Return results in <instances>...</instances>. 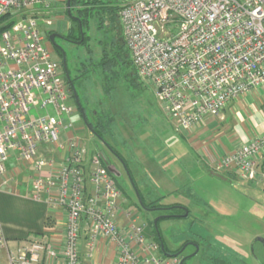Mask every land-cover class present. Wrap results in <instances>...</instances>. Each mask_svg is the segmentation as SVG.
<instances>
[{
  "label": "built area",
  "instance_id": "built-area-1",
  "mask_svg": "<svg viewBox=\"0 0 264 264\" xmlns=\"http://www.w3.org/2000/svg\"><path fill=\"white\" fill-rule=\"evenodd\" d=\"M118 3L137 76L154 87L179 131L220 116L233 101L264 85V0ZM49 7L47 0H0V20L9 18L0 25V184L8 187L13 181V161L30 167L33 199L66 213L65 245L60 251L36 241L8 250V264H80L85 221L92 243L101 236L117 246V264H180L178 258L159 255L160 246L145 238L132 209L122 207V193L102 156L93 155L87 170L82 140L66 135L73 129L70 91L39 25L53 27L44 13ZM33 111L41 114L32 117ZM60 149L66 155L57 162L51 154ZM261 161L264 133L223 157L216 170L234 168L241 179L264 185ZM122 216L128 220L126 231ZM4 249L0 222V253Z\"/></svg>",
  "mask_w": 264,
  "mask_h": 264
},
{
  "label": "rangeland",
  "instance_id": "rangeland-1",
  "mask_svg": "<svg viewBox=\"0 0 264 264\" xmlns=\"http://www.w3.org/2000/svg\"><path fill=\"white\" fill-rule=\"evenodd\" d=\"M54 1L53 27L47 28L44 21H39L43 35L50 31L68 34L71 27L78 35L75 24L65 14L66 0ZM90 25L91 30L85 31L89 38L86 45H64L82 107L80 110L74 101L69 103L76 117L74 131L87 151L86 166L89 167L93 155H103L108 168L114 170L110 173L126 200V206L151 231L152 223L162 216L163 211L143 210L141 198L145 204L162 206L178 202L189 211L186 218L158 222L160 245L170 251L166 254H176L185 242L192 240L198 243L199 250L195 252L188 247L185 253L196 254L185 264H264V242L257 241L258 238L264 240V186L201 165L194 178L186 173L179 177L180 167L175 164L172 140L180 136V131L162 110L154 87L138 78L130 62L119 61L111 71L102 70L98 65L101 51L105 46L109 47L110 37L117 32L110 30L109 21L101 31L97 29L96 20ZM120 35L122 31L119 30L118 41ZM89 49L93 52L89 53ZM39 113L33 111L32 117ZM83 114L87 122L95 125L100 121L110 131L102 133L103 138H99L89 129ZM145 158L153 160L154 171L147 167ZM184 166L189 170L194 168ZM164 173H176L175 180L187 181L189 185L180 186L172 181V185L163 186L161 182L164 180L160 176ZM194 174L192 171L191 176ZM149 238L154 240L153 232Z\"/></svg>",
  "mask_w": 264,
  "mask_h": 264
},
{
  "label": "crops",
  "instance_id": "crops-1",
  "mask_svg": "<svg viewBox=\"0 0 264 264\" xmlns=\"http://www.w3.org/2000/svg\"><path fill=\"white\" fill-rule=\"evenodd\" d=\"M47 1L50 7L44 9V13H46L45 17L51 19L53 13H55V1ZM232 103L234 105L230 106L229 110H225L220 116L207 119L189 132L181 133L180 131V136L174 137L172 140V147L175 148L173 156L175 164L180 167L177 172L179 177L186 173L189 177L194 178L197 175L199 165L216 170L219 161L223 157L233 153L250 140L264 133V85L252 89L249 93ZM71 121L74 123L76 117L72 116ZM175 128L179 131L176 126ZM66 135L76 136L74 127ZM65 138L63 137V139ZM65 155L66 152L62 149L51 154L57 162H60ZM152 161V159H144V162L148 164L147 167L154 171ZM260 163L262 165L259 170H262L264 161ZM184 165L194 166V168L193 170L185 169ZM13 167L14 170H10L13 176L10 186L2 187L0 184V222L7 239V249L0 253L1 264H8V250L16 251L27 247L33 242L42 241L53 245L61 251L64 248L66 238V213L55 212L47 204L35 201L32 196L33 170L28 166L18 165L14 161ZM86 169H90V164L89 167L86 166ZM192 171L196 173L194 176H191ZM48 172L49 170H47ZM225 173L238 176L234 168L225 171ZM161 175L163 176H160V178L164 180L161 182L163 186L172 185V181H176L180 186L187 187L189 185L187 181L178 182V180H175L178 177L175 178L176 173L171 174L174 177L166 173ZM87 177L89 178V174ZM87 186L90 188L89 181ZM120 203L123 208H129L126 206V200L123 196L120 198ZM173 203L176 206L181 205L178 202ZM133 213L135 214L137 225L143 226L145 238L154 241L153 238H149L152 235L151 228L139 221V216L134 211ZM139 215L141 214L139 213ZM127 223L128 220L122 216L120 218L122 231L127 230ZM42 257L43 260L47 261L45 255H42ZM117 261V246L101 236L92 243L88 225L86 221L83 222L80 242V264H117Z\"/></svg>",
  "mask_w": 264,
  "mask_h": 264
},
{
  "label": "trees",
  "instance_id": "trees-1",
  "mask_svg": "<svg viewBox=\"0 0 264 264\" xmlns=\"http://www.w3.org/2000/svg\"><path fill=\"white\" fill-rule=\"evenodd\" d=\"M68 0H66V7H65V14L69 17V19L72 21V24H75L76 31L78 32V35L74 34V31L72 27L70 28L67 36L71 39H76L77 41L81 40V30H80V24L83 30V36L84 40L80 45H86L89 41V38L85 35V31L91 30V21L96 20L98 23L97 29L99 31L103 30L106 27V21H109L110 30H115L117 33L114 35V37H110L111 40L108 44L109 47L105 46L104 49L101 51L100 60H99V66L102 68L103 71H111L112 68L117 64V62L126 63L127 61L132 64L129 56L128 49L126 47L123 34L120 35L119 41L117 40L119 30L120 29V22L118 18V11H119V3L117 2H110V1H104V0H70V4L68 6ZM116 4V5H115ZM68 11L70 12L68 14ZM75 18V19H73ZM9 18H3L0 20V25L4 24V21H8ZM10 26V23H7V25L3 28V30L8 29ZM109 30V31H110ZM2 30H0L1 32ZM108 31V32H109ZM110 34V33H109ZM107 47V48H106ZM93 51L89 49V53H92ZM82 108V107H81ZM81 110V109H80ZM90 125L91 130L94 131L95 135L99 138H103V134L106 131H110V128L104 127V125L99 121L98 123L91 124ZM103 133V134H102ZM104 162V161H103ZM105 165V163H103ZM106 166V165H105ZM108 167V166H106ZM139 196L141 198L140 191ZM142 200V209L147 211H167L169 213H183L177 206L170 205V206H162L155 203L151 204H145L143 199ZM175 211V212H171ZM175 218V217H171ZM152 232L154 236V241L160 246V253L162 256L166 258V253L170 252L165 247V251L162 253L161 251V245H160V238L158 237V234L156 232V229L153 227L152 223ZM176 253V252H175Z\"/></svg>",
  "mask_w": 264,
  "mask_h": 264
},
{
  "label": "flooded vegetation",
  "instance_id": "flooded-vegetation-1",
  "mask_svg": "<svg viewBox=\"0 0 264 264\" xmlns=\"http://www.w3.org/2000/svg\"><path fill=\"white\" fill-rule=\"evenodd\" d=\"M83 40H84V38H83ZM78 42L79 41H77L76 39L69 38L67 36V34H61V33H58L56 31H50V32L46 33V35H45V43H46L47 47L49 48V50L51 51L53 57L57 61H59L60 65H61V68L63 70V73L65 75L68 87H69L70 96H71L70 99H71V101H74V103L76 105H78V104H77L75 98L77 97L79 102H80V98H79L78 92L76 90L75 78L74 79L71 78V73H70V70H69L68 60H67V52L65 51V46L64 45L66 43L67 44H71V45H78L77 44ZM65 65L67 67V71H68V74H69V77H70V81L67 79V76H66V73H65ZM177 207L183 213H179L178 214V213H169L170 211L169 212L165 211V212H162V216L163 215H170V216H181V215H183L184 211L181 209V206H177ZM159 212H161V210H159ZM196 245H198V243L195 242V241H192V240L191 241L188 240L187 242H185L183 244V246L176 251V253H178L179 251L182 250V253H181V255H180V257L178 259L181 260L184 257H188L190 255L196 254V253H192V254L185 253V251H186V249L188 247L193 248V250H195V252H196V250H197Z\"/></svg>",
  "mask_w": 264,
  "mask_h": 264
},
{
  "label": "water",
  "instance_id": "water-1",
  "mask_svg": "<svg viewBox=\"0 0 264 264\" xmlns=\"http://www.w3.org/2000/svg\"><path fill=\"white\" fill-rule=\"evenodd\" d=\"M67 4H68V6H69V4H70V0H68V3H67ZM69 13H70V12L68 11V14H69ZM73 19H75V18H73ZM80 30H81V41H79V42L77 43L78 45H80V44L82 43L83 38H84V36H83V30H82L81 24H80ZM65 73H66L67 79L70 81V77H69V74H68V71H67V67H66V65H65ZM75 99H76V102H77V104H78V107L80 108V102H79L78 98L76 97ZM80 109H81V108H80ZM81 110H82V109H81ZM83 117H84V121H86L84 114H83ZM86 123H87L89 129H91V128H90V125L88 124L87 121H86ZM91 131H92L93 134H95L93 130H91ZM102 159H103L105 165L108 166V162H107L106 159L103 157V155H102ZM109 170H110V172H113V171H114V170H112V169H109ZM141 207H142V202H141ZM181 209L184 211V214L181 215V216L163 215V216L158 217V218L154 221L153 226H154V228L156 229V232H157V234H158V237H159L158 222H159L160 220H162V219H170L171 217H175V218H179V217H180V218H186V217L188 216L189 211H188L187 209L183 208V207H181ZM257 241L264 242V240L261 239V238H258ZM196 248H197V252H198L199 249H198L197 246H196ZM161 251H162V253L165 251V248H164L163 244H161ZM181 253H182V250L179 251V252L176 253V254H173V255H171V254H165V255H166V257H169V258H171V257H172V258H179L180 255H181ZM194 255H195V254L190 255V256H188V257H184V258H182V259L180 260V264H184L188 259H190V258L193 257Z\"/></svg>",
  "mask_w": 264,
  "mask_h": 264
}]
</instances>
